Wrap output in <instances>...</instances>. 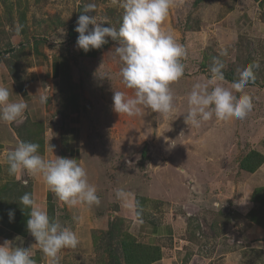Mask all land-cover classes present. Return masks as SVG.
I'll return each instance as SVG.
<instances>
[{
    "label": "rangeland",
    "instance_id": "1",
    "mask_svg": "<svg viewBox=\"0 0 264 264\" xmlns=\"http://www.w3.org/2000/svg\"><path fill=\"white\" fill-rule=\"evenodd\" d=\"M195 1L176 0L165 23V27L187 49L185 75L173 85L176 117L166 118L147 109L143 116L136 117L119 115L113 110L114 90L124 91L129 96L133 93L122 83L121 64L114 55L117 45L111 38H108L109 46L96 57L82 56L81 49L67 39L69 25L77 26V19L88 3H95L96 10L87 15L96 16L97 20L106 19L118 29L123 12L112 0H0V51L12 49L13 52L14 44L22 50L24 45L18 44L24 43L29 52L27 61L34 66H46L38 60L42 57L41 48H46L51 58L65 59L68 63L69 73L60 83L62 90L56 107L64 109V104L69 102L79 105L77 117L81 123L70 127L65 116L60 115L51 103L54 113H50L48 126L62 131L48 138L50 147L59 142L57 139L63 136L65 129H76V138L79 136L80 139L75 147L82 148L86 158L88 153L85 151H89V155L96 153L104 166V170L100 168L96 173L87 170L92 177L106 183V190L97 194L101 203L95 208V211L100 210L99 215L105 213L107 218L105 223L101 221L98 225L104 227V231L94 229L87 212L81 213L85 224L79 229L78 224L66 215L74 216L73 211H68L70 208L64 209L65 218L56 214L54 193L48 190L54 218H59L58 221L69 228L71 224L76 225L72 227L76 233L88 232L89 227L92 229V238H79L81 248L86 246L79 251L81 254L64 249L60 253V264H67V261H70L68 264H126L120 243L129 235V224L124 217L117 215L121 203L115 192L117 189L128 194L140 191L143 182L151 192L154 177L158 175H163L164 184L177 185L180 189L171 195L169 210L172 208L174 214L166 209L169 203L145 197V202L140 204L143 209L138 207V213L143 214L139 217L167 222L178 215L181 227L177 239L159 240L163 258L154 264H264V164L253 174L241 169L242 160L252 150L264 157V89L260 90L264 86V52L256 51L264 46V10L254 0H239L237 3L205 0L200 4ZM110 25L103 24L105 27ZM224 50L227 55L221 56ZM214 57L225 63V78L233 73L238 79L240 70L254 61L259 62L261 72L255 71L254 82L260 85H249L245 89L254 98V108L243 120L220 122L213 118L199 128L188 127L183 116L187 111V94L194 83L211 78ZM97 71L109 73L110 80L97 78ZM230 84L225 80V87ZM31 130L33 133L29 137L19 133L21 140L42 144L41 134L44 132L39 126ZM211 134L220 138V147L218 142L210 139ZM225 136L227 140H224ZM201 150L212 156L210 162L225 165L215 168L214 172L193 173L188 169L184 172L182 164H188V152L196 155L197 163L208 159ZM221 153L225 154L223 158ZM164 167L167 170L161 174ZM4 175L5 179L9 176L7 172ZM23 178L17 174L14 176L17 183L24 182ZM217 180L221 184H215ZM1 184L0 181V244L6 239L15 240L12 226L16 219L10 222L7 213L22 208L21 205L15 206L18 193H12L10 188L5 190ZM255 192L258 193L257 199L253 198ZM142 198L138 196V200ZM113 214L116 217L112 220ZM88 220L90 226L86 224ZM253 224H256V232ZM112 225L116 226L115 237L109 235ZM260 229L259 234L257 230ZM27 239L22 246H32L37 264H48L35 245V238ZM91 239V244L86 243Z\"/></svg>",
    "mask_w": 264,
    "mask_h": 264
},
{
    "label": "clouds",
    "instance_id": "2",
    "mask_svg": "<svg viewBox=\"0 0 264 264\" xmlns=\"http://www.w3.org/2000/svg\"><path fill=\"white\" fill-rule=\"evenodd\" d=\"M176 0H112L123 12L117 29L107 20H97L87 13L95 12L96 4L88 3L77 19L75 31L78 49L85 53L101 49L111 41L116 42L114 55L121 64L119 75L125 88L132 90L129 96L124 91L114 90L113 110L129 117L143 116L144 110L158 113L166 118H175L177 108L173 85L185 75L187 49L173 32L165 27L171 8ZM107 23L108 27L103 26ZM90 25L92 26L90 28ZM20 28H17V33ZM226 56L227 51L220 53ZM225 63L213 58L210 68L211 78L206 82H196L187 94V111L184 122L189 127L199 128L202 123L215 118L220 122L243 120L254 108V98L245 91L256 79L255 71L259 62H253L239 71L238 79L225 87ZM101 80L110 75L95 73ZM239 93V96L236 94ZM9 87L0 84V122L12 123L26 116L28 104L23 100H13ZM47 96H40L41 103H47ZM38 143L20 141L6 154L9 175L27 171L39 176L46 188L69 207L101 203L97 187L90 183L87 169L75 158L55 156L45 158L39 152ZM50 151H53L51 146ZM118 199L126 200L128 193L117 189ZM20 203L30 209L27 230L35 238V245L44 254L48 264H60V253L64 249L76 250L80 240L76 232L51 218L32 193L20 197ZM10 222L14 211H9ZM139 215V213H137ZM16 240L21 241L17 246ZM4 240L0 244V264H37L33 258L32 246L25 248L20 237Z\"/></svg>",
    "mask_w": 264,
    "mask_h": 264
},
{
    "label": "crops",
    "instance_id": "3",
    "mask_svg": "<svg viewBox=\"0 0 264 264\" xmlns=\"http://www.w3.org/2000/svg\"><path fill=\"white\" fill-rule=\"evenodd\" d=\"M239 1V0H238ZM256 5L264 10V0H260L259 2L255 1ZM235 13V12H234ZM231 13V14H234ZM70 24V23H69ZM67 26V25H66ZM74 28V24L69 25V28L67 30V39L68 41H72L71 35H70V29ZM63 29V28H61ZM60 29V31H61ZM74 42V41H73ZM24 45L25 49H18L17 45L14 44L15 51L12 52V49L8 50H3L0 51V84H3L12 91V99L13 100H20L23 99L27 104H28V109L26 111V116L22 120H18L16 122L12 123H4L0 122V181L2 183H6L8 179H11L16 176V175H9L7 179H5V172L8 173V166L6 164V154L9 150L14 149L17 144L20 141H24L23 139L21 140L20 135L23 136L25 135L26 137H29L33 132L31 130L32 127L34 128H40L41 132H44L41 134V137L43 139V143L40 144V149L39 152L41 155H43L45 158H55V156H60V157H66V158H75L78 160L79 163H81L83 166L86 168L88 167L87 170H90L91 172H99V169H103L104 166L101 164V160L99 158V155L96 153H92L89 155V151L87 152L88 156L86 158L83 156L84 150L82 148L75 147L76 142L79 141L80 137L76 138V129H65L63 131V136L59 137L57 139L59 142H54L52 144L53 146V151H50V144L48 138L55 136V134H59L62 130H59V128H49L48 124V118L50 116V113L53 112L52 104L54 107L57 105V98L59 96L60 100V95H61V86L60 83L62 80H64V77L67 76L64 73V67H65V59L61 61L60 59H57L56 57L51 58L47 54L46 48H41L40 49V54L41 58H39L40 63H46V66L39 65V66H34L31 64V61H27V53L28 49L26 48L27 44L25 45L24 43H19L18 45ZM0 45H2L0 43ZM33 46V45H32ZM39 52H36L38 54ZM39 55V54H38ZM68 65V63H67ZM58 89V91H57ZM264 87H262L260 90H263ZM56 91L58 92V95H56ZM47 96L49 98L47 103H41L40 102V96ZM52 103V104H51ZM70 104V107L68 106ZM68 105L64 104V109L60 107H56L57 110H59V114L65 116V119L70 123V127H76L80 125V121L77 117V112L79 111V105H75L74 103L69 102ZM61 106V103H60ZM62 125V124H61ZM46 126V127H45ZM63 126V125H62ZM73 131L70 132V131ZM25 131V132H24ZM75 131V132H74ZM211 140L218 142L219 144L217 145L220 147L221 142L219 137L214 136L213 134L210 135ZM51 140V139H50ZM227 140V136H225V139ZM26 141V139H25ZM27 142V141H26ZM202 145V143H201ZM87 150V149H85ZM192 151H197V150H192ZM200 151V150H199ZM203 151L201 150V154H206L205 158H208L207 160L204 159V162L197 163V159L194 154H189L187 155L188 158V164L183 165L182 168L184 169V172L186 169L192 170V172L196 173H208V172H214L215 168H218L220 166H224L225 163H220L218 161H213L210 162L209 158H212L211 155L207 153H202ZM172 152H170L171 155ZM220 156L223 158L225 154L221 153ZM219 157V156H217ZM214 158V156H213ZM225 161V160H224ZM96 162V163H95ZM170 167V165L168 166ZM181 169V171H183ZM104 170V169H103ZM167 169L164 167L161 174L164 173ZM88 172L89 176V181L90 183L94 182V184L97 187V194H102L101 192L106 190V183L104 180L101 182L99 179L96 177H92V173ZM95 172V173H96ZM9 174V173H8ZM18 177L20 178L21 176L24 177L22 180L24 182L22 183H33V196L37 200V202L42 205L47 213L48 212V206H49V191L46 188L45 184L43 183L42 179L39 176H33L29 174L27 171L17 174ZM17 178V177H16ZM155 183L151 187V192H149V187L146 183H141V189L140 191L133 192L128 195L126 200H121L119 199V211L117 213L119 218L124 217V219L128 222L129 224V230L128 233L133 235L134 237L138 238L139 241L144 242L146 244H151V245H156L159 243V240H164V239H169V238H174L177 239V234L180 229V221L178 215H174L171 220L164 222V221H157L158 219H148L145 220L143 218H140L138 213V207L140 206L141 209L142 206L140 205L141 203L145 202V197L148 198V200H161L164 202L169 203L166 205V209H168V212H171L172 214V208H170V202L172 200L171 195L173 193L176 194L178 192L179 187L175 185V187H170V184H164V178L163 175L155 178ZM18 181V178H17ZM31 181V182H30ZM163 184V186H162ZM215 184L219 185L221 184L219 180L215 182ZM25 185V184H23ZM144 189V192H143ZM219 189V188H218ZM109 190V189H108ZM148 190V191H147ZM149 192V193H147ZM135 193V194H134ZM137 193V194H136ZM141 194V195H139ZM221 194V193H220ZM138 196H142L141 200H138ZM55 197V194H54ZM140 201V203H138ZM182 202V201H181ZM52 203V202H51ZM55 203H56V214H61V217L65 216V211L64 209H68V211H73V217L71 214H66L70 218V220H74L75 223L78 224V229L81 227L82 224L84 223L83 216L81 215L82 212H87L89 216H91L89 219L94 224V229L98 230H103L104 227L99 228V224L101 221L104 223L106 222V217H104V214H100V210L95 211V208H97L96 205H93L91 207L87 205H80L76 207H69L59 201L55 197ZM119 204L118 202H116ZM177 203V202H174ZM77 211H79L78 215ZM95 211V213H94ZM110 211V210H109ZM108 211V212H109ZM94 213V214H93ZM167 215L169 213H166ZM165 214V215H166ZM188 214V212H187ZM50 215V214H49ZM84 215V214H83ZM155 216L157 214H154ZM112 220L114 216L116 217V214L111 215ZM183 216V215H182ZM51 218H54L53 216ZM65 218V217H64ZM64 218H62L64 220ZM54 219H57L55 217ZM90 220L86 224L89 225ZM102 223V222H101ZM253 228L256 227V224H253ZM76 225L71 224V229L72 227H75ZM90 226V225H89ZM27 227V223H26ZM259 227V226H258ZM260 228V227H259ZM91 228H88V232H83L82 230L78 231L76 233L79 238L83 237H90L92 238V233H91ZM262 229V228H261ZM257 230L258 233L260 234L262 230ZM14 230V229H13ZM74 232L76 229H72ZM102 231V232H103ZM254 231L256 232V228H254ZM16 237H20L23 241V244H25V240H28L27 238H30L32 235L27 232V234H22L14 231ZM102 234V233H101ZM250 235H252V232H250ZM16 240V238H15ZM91 240H86V243L91 244ZM17 246L21 245V241L16 240ZM22 244V245H23ZM25 247V246H23ZM86 247L85 245L82 246L79 244L78 248L76 250H71L70 252L78 253L81 254L82 250ZM79 251H81L79 253ZM68 252V251H67ZM70 261H67V264Z\"/></svg>",
    "mask_w": 264,
    "mask_h": 264
},
{
    "label": "trees",
    "instance_id": "4",
    "mask_svg": "<svg viewBox=\"0 0 264 264\" xmlns=\"http://www.w3.org/2000/svg\"><path fill=\"white\" fill-rule=\"evenodd\" d=\"M204 1L205 0H196L195 3L200 4ZM232 1L234 3L238 2V0H232ZM255 1L259 2L260 0H255ZM70 35H71V39H73L70 42L74 41V43L76 44L79 33H77L74 30V28L72 27L70 29ZM108 46H109V44L104 45L101 49L90 50L87 53H85L83 50H81V54L84 57H96L97 54H99L103 49L107 48ZM261 47L262 48H258L256 51L264 52V49H263L264 46H261ZM263 64H264V62H263ZM254 71H257L258 74H260V72H261L260 68L254 70ZM262 72H264V69ZM64 73H65V75H68V73H69L68 67H67V61H65ZM255 76L257 77V74H255ZM225 80L231 83L232 81L236 80V77H234V75L232 73L229 76H227L225 78ZM255 84L260 85L259 83H255V82H250L249 85H255ZM263 164H264L263 155L257 151L252 150L242 160L241 169H243L244 171H246L248 173L253 174V173L257 172L263 166ZM1 185L4 186L5 190L10 188L12 193H18L17 194L18 198L15 200L16 201L15 206L19 207V205H21L22 208L21 209H19V208L14 209L15 210L14 211V218L16 219V224L12 227H13L14 231H16L18 233L27 234L28 230L26 227V223H27L28 215L30 213V209L26 208L25 206H23L20 203V197L23 194H25L26 192L27 193H33V189H34L33 183H29L28 185H23L22 183L15 182V180L13 178H11V179H8L6 183H2ZM259 191L262 192V190H259ZM259 191H257V192H259ZM257 192H255L256 194L254 193V195H253L254 199H257V198H255L258 195ZM49 203L50 204L48 206L49 207L48 212L50 214L49 216L52 217L54 210L52 207L51 199H49ZM8 213H7V215H8ZM140 214H142V213H140ZM144 216H146V215H144ZM253 221H255V220H253ZM115 227L116 226H113L112 229H110L109 235L111 237H115V235H113L115 230H116ZM115 233L117 234V232H115ZM120 246H121V252H122V255L125 259L126 264H154V263L161 261L163 258V252H162V248L160 245H158V244H156V245L146 244L144 242L139 241L138 238L134 237L131 234L127 235L126 238H124L122 240V242L120 243Z\"/></svg>",
    "mask_w": 264,
    "mask_h": 264
}]
</instances>
